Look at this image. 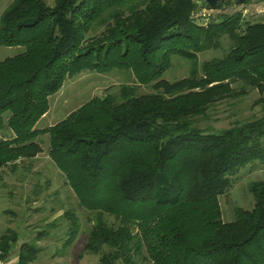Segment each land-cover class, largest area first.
I'll list each match as a JSON object with an SVG mask.
<instances>
[{"label": "trees", "instance_id": "obj_1", "mask_svg": "<svg viewBox=\"0 0 264 264\" xmlns=\"http://www.w3.org/2000/svg\"><path fill=\"white\" fill-rule=\"evenodd\" d=\"M231 3L240 4L214 8ZM196 6L14 0L2 15L0 46L25 52L0 61V134H12L0 140V172L36 159L48 136L49 158L79 206L95 215L85 250L100 255V264H264V181L249 185L254 208H237L233 222H224L220 203L238 172L264 164V21L244 27L238 13L202 26ZM224 37L230 51L200 65L199 55L219 49ZM175 57L191 62L192 72L169 82L163 77ZM113 70L131 72L137 85L37 127L68 80ZM139 87L154 92L138 95ZM249 88L260 94L262 117L219 132L200 128L211 108ZM65 218L71 246L80 221L72 212ZM18 240L2 236V258ZM38 254L23 244L19 264Z\"/></svg>", "mask_w": 264, "mask_h": 264}, {"label": "rangeland", "instance_id": "obj_2", "mask_svg": "<svg viewBox=\"0 0 264 264\" xmlns=\"http://www.w3.org/2000/svg\"><path fill=\"white\" fill-rule=\"evenodd\" d=\"M13 1L0 0V25L3 13ZM193 1L197 5L193 18L202 26L219 22L223 16L238 13L244 18V27L264 21V1L224 4L219 8L209 7L204 0ZM48 3L53 5L54 0H48ZM231 47V40L224 37L219 49L199 55L200 65L224 57ZM24 52V47L0 46V61ZM191 72V62L175 57L172 68L163 79L175 82L190 77ZM126 85H137L133 74L126 70H113L107 74L85 72L68 80L62 90L50 98V110L37 127L46 129L55 126L93 98L109 94L118 96L121 88ZM153 92L151 87L138 89V95ZM259 99V92L249 88L242 98L218 103L211 108L207 118L202 119L200 128L219 132L234 124L262 117V108L256 104ZM40 140L43 153L34 160L17 165V169L21 170L20 174L11 175L10 168L6 172H0V232L16 233L22 245H34L39 249L36 261L30 264H100V255L85 250L88 236L95 224V215L79 206L65 177L49 158V137L44 136ZM258 181H264V164L261 162L249 165L231 179V187L220 198L224 222L231 223L236 219L237 208H254L255 199L249 191V185ZM68 212L74 213L80 221V233L71 246H66L70 228V223L65 218ZM108 221L114 223L113 218H108ZM138 261L139 264H147Z\"/></svg>", "mask_w": 264, "mask_h": 264}, {"label": "crops", "instance_id": "obj_3", "mask_svg": "<svg viewBox=\"0 0 264 264\" xmlns=\"http://www.w3.org/2000/svg\"><path fill=\"white\" fill-rule=\"evenodd\" d=\"M39 124V123H38ZM12 138V134L9 133V132H5V133H1L0 134V140L1 139H11ZM22 162L19 161L17 163V165H21ZM7 169H5L3 172H6ZM10 174L15 176L18 174H20L21 170L19 169H12L10 168ZM8 231V230H7ZM5 234H7L6 232L2 234V232H0V239L2 238V236H4ZM20 240H18V242L16 244H14L8 254V256H6L5 258H2L5 262V264H19V256H20V253H21V247H22V244Z\"/></svg>", "mask_w": 264, "mask_h": 264}, {"label": "water", "instance_id": "obj_4", "mask_svg": "<svg viewBox=\"0 0 264 264\" xmlns=\"http://www.w3.org/2000/svg\"><path fill=\"white\" fill-rule=\"evenodd\" d=\"M204 1L209 7L214 8V7L218 6L219 4L228 3V2H231V1L238 2L240 4H244L246 2H251V1L260 2V1H264V0H204Z\"/></svg>", "mask_w": 264, "mask_h": 264}, {"label": "built area", "instance_id": "obj_5", "mask_svg": "<svg viewBox=\"0 0 264 264\" xmlns=\"http://www.w3.org/2000/svg\"><path fill=\"white\" fill-rule=\"evenodd\" d=\"M0 264H5L4 260L2 259V253L0 252Z\"/></svg>", "mask_w": 264, "mask_h": 264}]
</instances>
